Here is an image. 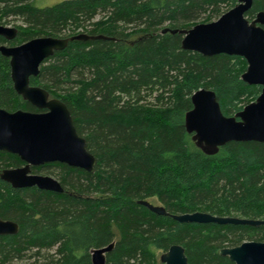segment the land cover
I'll return each mask as SVG.
<instances>
[{
	"label": "trees",
	"instance_id": "trees-1",
	"mask_svg": "<svg viewBox=\"0 0 264 264\" xmlns=\"http://www.w3.org/2000/svg\"><path fill=\"white\" fill-rule=\"evenodd\" d=\"M34 1L0 0V23L23 25L16 39L0 37V44L79 33L113 39L70 41L31 78L67 104L97 162L94 173L64 163L36 166L33 172L56 173L61 193L14 188L0 178V217L19 224L16 234L0 235V264H92L91 250L112 241L107 264H158L159 252L174 244L189 264H235L222 248L264 241V225L179 222L138 202L156 197L173 214L264 219V143L231 141L208 155L185 127L196 90H213L231 116L262 87L242 80L243 57L188 51L183 34L161 32L213 21L238 0ZM259 11L264 0H254L246 15ZM0 106L38 111L14 90L1 53ZM22 164L0 151V171Z\"/></svg>",
	"mask_w": 264,
	"mask_h": 264
},
{
	"label": "water",
	"instance_id": "water-1",
	"mask_svg": "<svg viewBox=\"0 0 264 264\" xmlns=\"http://www.w3.org/2000/svg\"><path fill=\"white\" fill-rule=\"evenodd\" d=\"M254 0H238L236 5L210 22H200L188 29L165 27L162 33L183 34V49L205 56L219 54L243 57L247 68L242 80L262 87L258 97L236 114L225 115L213 90L200 88L192 96V108L185 114V127L196 146L205 154L214 155L231 141L264 143V11L249 19L247 12ZM19 29L0 23V37L6 41L17 38ZM113 39L105 35L79 33L69 37L39 36L18 45L0 44V53L9 58L14 90L38 109L9 111L0 106V151L16 154L24 165L5 168L0 178L14 188L38 187L57 193L64 191L53 176L31 173V166L64 163L94 173L96 157L87 148L86 139L79 135L67 104L53 97L48 90L32 85L43 62L64 50L70 41ZM150 211L169 216L179 222L264 225V219L237 216H217L208 212L173 214L160 204L139 200ZM19 224L0 217V235L16 234ZM115 241L91 250L92 264H107V254ZM220 254L235 264H264V241L247 240L240 245L225 247ZM158 264H189L185 249L172 245L160 255Z\"/></svg>",
	"mask_w": 264,
	"mask_h": 264
},
{
	"label": "rangeland",
	"instance_id": "rangeland-1",
	"mask_svg": "<svg viewBox=\"0 0 264 264\" xmlns=\"http://www.w3.org/2000/svg\"><path fill=\"white\" fill-rule=\"evenodd\" d=\"M61 1L62 0H35L34 1V5L37 6V7H47V6L55 5V4H57V3L61 2ZM9 19H11V18H9ZM5 25L13 26V27L23 26L22 22L19 19L9 20V22L6 23ZM38 174L50 175V176H53L54 178H57L55 172L52 174V173H48V171H46V170L41 171ZM148 200L151 201L154 204H161L156 197L149 198ZM161 254H162V252H159V255H158L159 256V263H160V255ZM12 264H23V263H22V261H14Z\"/></svg>",
	"mask_w": 264,
	"mask_h": 264
},
{
	"label": "flooded vegetation",
	"instance_id": "flooded-vegetation-1",
	"mask_svg": "<svg viewBox=\"0 0 264 264\" xmlns=\"http://www.w3.org/2000/svg\"><path fill=\"white\" fill-rule=\"evenodd\" d=\"M22 165H24V163H23ZM22 165H21V166H22ZM17 167H19V166H17ZM35 167H36V166H31V173H37V174H38V172H33V170H34Z\"/></svg>",
	"mask_w": 264,
	"mask_h": 264
}]
</instances>
